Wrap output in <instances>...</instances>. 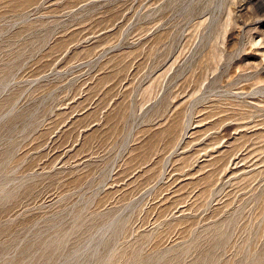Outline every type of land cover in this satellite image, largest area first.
<instances>
[{"label": "rangeland", "instance_id": "374dc122", "mask_svg": "<svg viewBox=\"0 0 264 264\" xmlns=\"http://www.w3.org/2000/svg\"><path fill=\"white\" fill-rule=\"evenodd\" d=\"M0 264H264V0H0Z\"/></svg>", "mask_w": 264, "mask_h": 264}]
</instances>
